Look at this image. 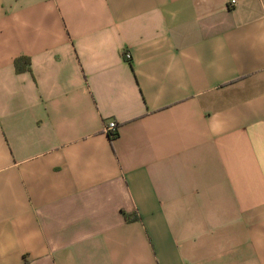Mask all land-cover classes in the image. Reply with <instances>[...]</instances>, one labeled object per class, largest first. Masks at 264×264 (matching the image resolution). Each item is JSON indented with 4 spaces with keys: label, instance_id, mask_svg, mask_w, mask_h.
I'll list each match as a JSON object with an SVG mask.
<instances>
[{
    "label": "crops",
    "instance_id": "0c3cea01",
    "mask_svg": "<svg viewBox=\"0 0 264 264\" xmlns=\"http://www.w3.org/2000/svg\"><path fill=\"white\" fill-rule=\"evenodd\" d=\"M234 1L0 0V264H264V0Z\"/></svg>",
    "mask_w": 264,
    "mask_h": 264
},
{
    "label": "built area",
    "instance_id": "2783aa9c",
    "mask_svg": "<svg viewBox=\"0 0 264 264\" xmlns=\"http://www.w3.org/2000/svg\"><path fill=\"white\" fill-rule=\"evenodd\" d=\"M234 2H235L234 0H228L229 4H233ZM123 57L125 59H128L129 58V54L126 53V54L123 55ZM104 129L109 135L113 134L115 132V130H116V124H115L114 120H112V119L108 120L106 122V124L104 125Z\"/></svg>",
    "mask_w": 264,
    "mask_h": 264
},
{
    "label": "trees",
    "instance_id": "16d2710c",
    "mask_svg": "<svg viewBox=\"0 0 264 264\" xmlns=\"http://www.w3.org/2000/svg\"><path fill=\"white\" fill-rule=\"evenodd\" d=\"M111 135H112V134H111ZM131 218H133V219H134V218H135V216H134V215H132V216H131Z\"/></svg>",
    "mask_w": 264,
    "mask_h": 264
}]
</instances>
